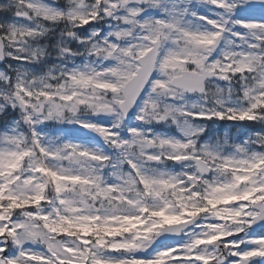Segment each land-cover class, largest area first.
I'll return each mask as SVG.
<instances>
[{"label":"snow or ice","instance_id":"6c2138e0","mask_svg":"<svg viewBox=\"0 0 264 264\" xmlns=\"http://www.w3.org/2000/svg\"><path fill=\"white\" fill-rule=\"evenodd\" d=\"M0 65V264H264V0H0Z\"/></svg>","mask_w":264,"mask_h":264},{"label":"rangeland","instance_id":"374dc122","mask_svg":"<svg viewBox=\"0 0 264 264\" xmlns=\"http://www.w3.org/2000/svg\"><path fill=\"white\" fill-rule=\"evenodd\" d=\"M247 124L249 125L250 130H258L261 127L260 125H253L251 122Z\"/></svg>","mask_w":264,"mask_h":264}]
</instances>
